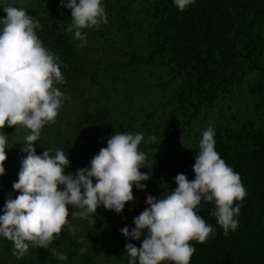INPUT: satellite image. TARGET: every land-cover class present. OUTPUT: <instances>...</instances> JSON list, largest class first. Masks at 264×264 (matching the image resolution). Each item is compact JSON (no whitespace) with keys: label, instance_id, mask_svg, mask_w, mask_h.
<instances>
[{"label":"trees","instance_id":"trees-1","mask_svg":"<svg viewBox=\"0 0 264 264\" xmlns=\"http://www.w3.org/2000/svg\"><path fill=\"white\" fill-rule=\"evenodd\" d=\"M104 2L108 23L84 30L83 46L74 30L69 31L71 10L61 7V0L38 1L26 8L40 21L37 34L58 57L65 78L56 85L65 96L59 115L42 129L34 146L38 155L63 150L71 161L66 174L76 173L90 167L115 132L143 133L139 148L147 160L141 171L152 178L143 182L146 190L133 189L135 201L123 214L101 206L92 214L95 224L73 218L71 213L78 209L69 206L74 231L65 226L48 249L30 246L18 258L14 243L5 238L0 264H129L126 245L141 247L144 237L130 241L121 229L135 227L134 218L148 207L149 195L163 198L175 190L178 174L195 179L202 136L183 150L171 152L165 144L190 131L202 112L240 86L249 72L258 74L255 93L264 111V0H196L184 11L174 0ZM117 23L120 33L112 38L109 30ZM143 29L147 33L142 34ZM156 76L167 79L163 90L171 95L170 104L147 80ZM142 98L148 103L137 107ZM3 131L8 135V159L0 178V215L8 197L19 195L13 184L27 156L22 149L31 130L17 125ZM214 131L216 150L241 175L248 195L236 202L242 205L239 228L227 236L212 215L215 204L202 201L198 214L216 233L205 243L192 242L196 253L191 264H264V122ZM53 248L68 259L59 261Z\"/></svg>","mask_w":264,"mask_h":264},{"label":"clouds","instance_id":"clouds-1","mask_svg":"<svg viewBox=\"0 0 264 264\" xmlns=\"http://www.w3.org/2000/svg\"><path fill=\"white\" fill-rule=\"evenodd\" d=\"M195 3L174 0L180 11ZM61 7L71 10L69 31L74 30L82 46L87 43L84 30L108 23L104 0H61ZM4 11L6 18H0V178L6 174L8 159V135L3 129L20 125L31 130L22 149L27 156L13 184L19 195L8 197L0 215V236L14 243V255L20 258L30 246L48 249L65 226L74 231L69 206L78 209L71 213L73 218L95 224L92 214L101 206L123 214L135 201L133 189L146 190L143 182L152 177L141 171L147 160L139 148L143 133L115 132L90 167L76 173L66 174L71 161L63 150L37 154L34 145L42 129L55 122L64 104V93L56 85L65 78L58 57L37 34L40 21L24 8L7 6ZM215 135L212 127L202 134L193 166L195 179L178 174L175 190L163 198L149 195L148 207L134 218L135 227L121 229L130 241L144 237L141 247L126 245L129 264H191L196 253L192 242L205 243L216 233L198 214L202 201L215 204L212 215L226 236L238 230L242 205L236 202L244 201L248 192L241 175L216 150ZM51 251L59 261L68 259L54 248Z\"/></svg>","mask_w":264,"mask_h":264},{"label":"rangeland","instance_id":"rangeland-1","mask_svg":"<svg viewBox=\"0 0 264 264\" xmlns=\"http://www.w3.org/2000/svg\"><path fill=\"white\" fill-rule=\"evenodd\" d=\"M38 1L46 3V0H0V18H6L4 8L7 6H14L26 9L33 6ZM125 0H116L121 2ZM123 2V3H124ZM116 17V16H115ZM115 29L109 30V35L116 38L120 33L119 23L114 27ZM147 33V29L142 30V34ZM258 74L256 72H249L243 79L240 86L234 87L230 92L222 95L214 106L203 111L201 116L193 122L192 129L184 132L181 136H175L174 139L165 144L164 148L173 152L177 148L183 150L189 147L192 141H199V137L203 132L212 127L214 130L218 127L239 129L244 124L255 123L260 126L264 122V111L260 109V102L257 94L255 93V84ZM147 80L152 82L151 88L157 90L161 97L170 104L171 95L169 92L163 90V86L167 79L161 77H147ZM147 101L137 100L136 106L141 107ZM148 103V102H147ZM187 137V139H186ZM188 142V143H186ZM186 145V146H185ZM163 147L158 148L157 152H162ZM5 241V237L0 236V244Z\"/></svg>","mask_w":264,"mask_h":264}]
</instances>
